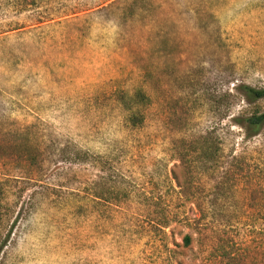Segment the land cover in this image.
<instances>
[{
  "label": "rangeland",
  "instance_id": "374dc122",
  "mask_svg": "<svg viewBox=\"0 0 264 264\" xmlns=\"http://www.w3.org/2000/svg\"><path fill=\"white\" fill-rule=\"evenodd\" d=\"M244 86L264 88V0H0V264H264Z\"/></svg>",
  "mask_w": 264,
  "mask_h": 264
},
{
  "label": "trees",
  "instance_id": "16d2710c",
  "mask_svg": "<svg viewBox=\"0 0 264 264\" xmlns=\"http://www.w3.org/2000/svg\"><path fill=\"white\" fill-rule=\"evenodd\" d=\"M241 92L244 94L248 104L250 105V109L248 112L244 114V116L237 121V125L240 126L242 129L246 131V133L249 136H256L258 135L262 128L264 127V111L259 110L255 103L259 100L264 99V88L262 89H255L252 87L244 86L241 88ZM127 96L130 98V105H127L126 103V112L127 117L126 119L129 121V124H132L133 126H141L144 125V113L143 110L146 108V106L149 105V99L147 98L145 92L141 87L137 88L135 91H132L127 94ZM209 140L206 138L203 141V144L201 145L204 149V155H207L206 157L214 158L216 152L214 151L215 148L219 149V146L211 143L209 145ZM3 149V148H2ZM208 149H212L211 153H207L206 151ZM22 153L20 155H16L17 159H20L23 157L26 161H29L30 164L37 162V158L34 153H31L32 149H30V144L26 145L24 149H22ZM76 160H81V162L88 161L85 154H82L78 150L75 153ZM78 157V159H77ZM4 157H0V169H3L4 167ZM96 165H99L100 168H104L107 164V162L104 161L103 157H99L95 159ZM0 172V177H1ZM4 175V174H3ZM17 177H15L16 179ZM98 179H102V176H99ZM100 196V195H99ZM8 195L3 189L0 181V214H1V208L2 206H8ZM100 198V197H98ZM8 215V213H7ZM3 215V216H7ZM1 216V215H0ZM5 218V217H4ZM3 221V218H0V222ZM190 237H185L186 244H189Z\"/></svg>",
  "mask_w": 264,
  "mask_h": 264
}]
</instances>
